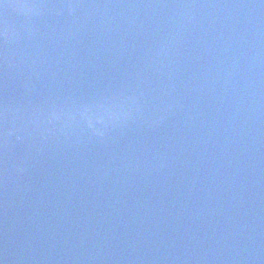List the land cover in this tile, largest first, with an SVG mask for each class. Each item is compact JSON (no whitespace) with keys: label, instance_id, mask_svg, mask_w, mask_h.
<instances>
[{"label":"water","instance_id":"obj_1","mask_svg":"<svg viewBox=\"0 0 264 264\" xmlns=\"http://www.w3.org/2000/svg\"><path fill=\"white\" fill-rule=\"evenodd\" d=\"M0 111V264H264V0H3Z\"/></svg>","mask_w":264,"mask_h":264},{"label":"snow or ice","instance_id":"obj_2","mask_svg":"<svg viewBox=\"0 0 264 264\" xmlns=\"http://www.w3.org/2000/svg\"><path fill=\"white\" fill-rule=\"evenodd\" d=\"M2 3H3V0H0V4H2ZM2 129H3V112L0 111V140L3 139Z\"/></svg>","mask_w":264,"mask_h":264},{"label":"clouds","instance_id":"obj_3","mask_svg":"<svg viewBox=\"0 0 264 264\" xmlns=\"http://www.w3.org/2000/svg\"><path fill=\"white\" fill-rule=\"evenodd\" d=\"M86 118L90 119V117H86ZM102 118H103L102 116H97V119H102Z\"/></svg>","mask_w":264,"mask_h":264}]
</instances>
